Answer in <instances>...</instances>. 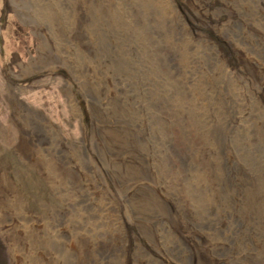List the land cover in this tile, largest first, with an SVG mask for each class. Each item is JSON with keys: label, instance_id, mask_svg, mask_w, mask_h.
<instances>
[{"label": "rangeland", "instance_id": "rangeland-1", "mask_svg": "<svg viewBox=\"0 0 264 264\" xmlns=\"http://www.w3.org/2000/svg\"><path fill=\"white\" fill-rule=\"evenodd\" d=\"M24 227L76 264H264V0H0V264Z\"/></svg>", "mask_w": 264, "mask_h": 264}, {"label": "bare ground", "instance_id": "bare-ground-1", "mask_svg": "<svg viewBox=\"0 0 264 264\" xmlns=\"http://www.w3.org/2000/svg\"><path fill=\"white\" fill-rule=\"evenodd\" d=\"M131 106L133 108L132 110H134L135 109V102H133ZM15 112L17 114V119L19 121V124L21 125V120L25 119V115H23L24 114L23 112H19L16 109H15ZM134 112H135V110L133 111V113ZM140 123H138V122L136 123V119H135V124H140ZM136 126L142 130V128H141L142 125H139V126L136 125ZM121 137L126 139V134H123ZM42 163H43V160H42ZM58 172L60 174L61 170L59 169ZM58 172L56 170V172L54 174H52V173L49 174L50 178L53 180V181H51V185L56 187V189L59 186L65 187L67 184H69V187H72L73 181H72L71 177L70 178H68V177L63 178V176L61 174L59 175ZM60 190H61V188H60ZM14 197H15V195H14ZM7 200H8V203L11 204L10 206L13 209H20L23 212L25 210H29L28 206L24 203V201H25L24 197H17V198H12V199L7 197ZM54 214H55V212H53L52 216H47L46 218H44V216H45L44 214H38V216H35V219L36 220L39 219L40 222L35 224L34 227H36L39 224H42V222H44L45 224L49 223V221L53 220ZM30 215H31V213H30ZM60 215L61 214L57 212L56 216L61 217ZM58 217H56L58 220L57 223L61 220V218H58ZM50 218H52V220ZM62 218H63V215H62ZM25 223L26 222L24 220L23 224H25ZM57 223L55 225V223L53 222L52 227H49L50 233H52V232L60 233V231H61L60 229L57 230L54 228L55 226L57 227ZM11 229L13 230V228H11ZM23 232H24L23 239L26 241V244H28L30 242L29 247L33 253L26 258L25 264H76L75 260L73 258V254H70V255L65 254V256L63 258H60V257L57 258V253L58 252L61 253V251L63 250V247H61V245L59 243H57L56 240L53 239V237L56 236L55 235L56 233L54 234V236H48L46 234V236L41 237V235L39 233H36L35 228H34V231L31 232L28 227H24ZM70 232L76 234V228L73 227L70 230ZM31 234L33 236H35L34 241L31 240ZM45 238H46V240L44 241ZM14 250H15V247H14ZM63 254L61 253L60 255H63Z\"/></svg>", "mask_w": 264, "mask_h": 264}]
</instances>
